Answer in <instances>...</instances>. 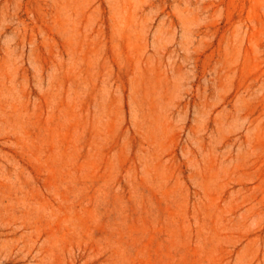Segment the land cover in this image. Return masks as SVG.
I'll use <instances>...</instances> for the list:
<instances>
[{
	"label": "rangeland",
	"instance_id": "rangeland-1",
	"mask_svg": "<svg viewBox=\"0 0 264 264\" xmlns=\"http://www.w3.org/2000/svg\"><path fill=\"white\" fill-rule=\"evenodd\" d=\"M0 264H264V0H0Z\"/></svg>",
	"mask_w": 264,
	"mask_h": 264
}]
</instances>
